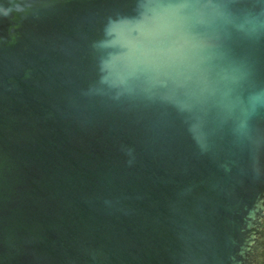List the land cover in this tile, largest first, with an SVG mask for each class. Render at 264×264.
I'll return each instance as SVG.
<instances>
[{"label":"water","instance_id":"1","mask_svg":"<svg viewBox=\"0 0 264 264\" xmlns=\"http://www.w3.org/2000/svg\"><path fill=\"white\" fill-rule=\"evenodd\" d=\"M0 264H264V0H0Z\"/></svg>","mask_w":264,"mask_h":264},{"label":"clouds","instance_id":"2","mask_svg":"<svg viewBox=\"0 0 264 264\" xmlns=\"http://www.w3.org/2000/svg\"><path fill=\"white\" fill-rule=\"evenodd\" d=\"M9 13L7 12V11H5V13H4V16H7Z\"/></svg>","mask_w":264,"mask_h":264},{"label":"snow or ice","instance_id":"3","mask_svg":"<svg viewBox=\"0 0 264 264\" xmlns=\"http://www.w3.org/2000/svg\"><path fill=\"white\" fill-rule=\"evenodd\" d=\"M142 2H143V0H142ZM152 2H157V0H152Z\"/></svg>","mask_w":264,"mask_h":264}]
</instances>
